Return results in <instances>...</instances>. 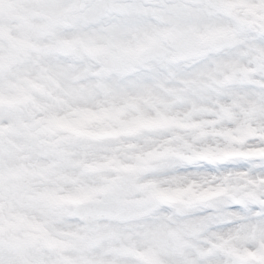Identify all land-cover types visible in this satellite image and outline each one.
I'll return each mask as SVG.
<instances>
[{"label": "rangeland", "instance_id": "374dc122", "mask_svg": "<svg viewBox=\"0 0 264 264\" xmlns=\"http://www.w3.org/2000/svg\"><path fill=\"white\" fill-rule=\"evenodd\" d=\"M132 2L0 0V264H264L257 224L209 232L240 218H190L264 208V178L172 171L264 160V0H204L205 17L196 0ZM112 199L119 220L75 215Z\"/></svg>", "mask_w": 264, "mask_h": 264}, {"label": "snow or ice", "instance_id": "6c2138e0", "mask_svg": "<svg viewBox=\"0 0 264 264\" xmlns=\"http://www.w3.org/2000/svg\"><path fill=\"white\" fill-rule=\"evenodd\" d=\"M128 8H143L145 5L141 2V0H133L131 4L125 5ZM160 7L164 8H172L177 11L182 10L185 6L180 3V0H174L173 3L163 4ZM134 20L135 17H132ZM258 45L264 47V38L259 39L257 41ZM227 58V54L222 57H215L210 59H221ZM226 98V97H224ZM172 171L180 174H188L192 176H200V175H222L228 172H238V171H246L249 176L252 178L261 177L264 178V160H237L230 161L226 164L221 165H209L206 163H196L191 165H175L172 168ZM222 214L227 217L229 214H233L236 217H239V220H233L232 223H218L214 224L209 228V232H223L229 229L235 228L241 224H257L259 227L264 229V208H260L257 205H240V204H225L218 205L215 208L206 207L197 210L192 213L190 218H204V217H214L217 214ZM259 213V215H257ZM208 233H205L207 236ZM197 264H218L217 258H209L207 261L200 262Z\"/></svg>", "mask_w": 264, "mask_h": 264}, {"label": "bare ground", "instance_id": "6f19581e", "mask_svg": "<svg viewBox=\"0 0 264 264\" xmlns=\"http://www.w3.org/2000/svg\"><path fill=\"white\" fill-rule=\"evenodd\" d=\"M197 1V5H198V7H201V8H197V11H201V12H198V13H200L201 15H202V17H205L204 16V13L205 12H207V9H206V7H203V5H202V3H203V1L204 0H196ZM203 7V8H202ZM8 13H9V16L11 17V18H13V19H15L16 18V16H15V12L13 11V9H9V11H8ZM141 19H142V22H144L145 23V18H143V17H141ZM13 22H14V20H13ZM13 22H10V21H7V23H9L11 26L13 25ZM146 29V28H148L149 30H148V32H157V26L156 25H153V24H145V25H141V29ZM184 29V28H183ZM185 30V32L186 31H188V28H186V29H184ZM180 35H182V34H180ZM28 59H31V61H33V59H36V58H34L32 55L28 58ZM44 60H43V62H46L45 64L48 66V67H56V68H58V63H56L55 61H53L52 59H47L46 57H44L43 58ZM219 66H221V67H224V68H231V70H232V68H233V65L232 64H230V63H227V62H222V63H220V65ZM60 67V66H59ZM201 66H199V67H197V68H200ZM216 68L215 67H213L212 68V70H211V72H213L214 70H215ZM201 70V72L203 73V74H205V73H209L210 72V70H209V68L208 67H206V68H202V69H200ZM219 71H218V69L216 70V71H214L212 74H216V73H218ZM224 96V94H218V95H215V96H213V97H211V96H206L205 98H202V103H201V105H199L198 107H194L195 109H197V110H195V113H191V114H194L195 116H199V114H200V112H202V111H206V110H201L200 108H207L208 106H212V104H213V102L216 100V98L217 97H219V96ZM207 110H209V109H207ZM200 115H203V116H207V113H204V114H200ZM142 143H143V141H141ZM108 143H105V145H107ZM146 145H148V143H143V144H137L136 143V141L134 142V145H133V150H139L140 148H142V147H144V146H146ZM133 153V152H132ZM54 164L53 163H50V164H48V165H43L42 167H46V166H53ZM67 172L69 173V171L67 170ZM72 173H75V172H72ZM41 175H45V174H43V172H41L40 173ZM75 177H78V176H75ZM56 182H58V181H56ZM118 201V200H117ZM8 241H6V243H7ZM15 242V241H14ZM9 243V242H8ZM177 250H179V247H177ZM20 257H18V259H19ZM178 261H180V260H178ZM181 263H183V264H186V262L184 261L183 262V260H181Z\"/></svg>", "mask_w": 264, "mask_h": 264}, {"label": "water", "instance_id": "95a60500", "mask_svg": "<svg viewBox=\"0 0 264 264\" xmlns=\"http://www.w3.org/2000/svg\"><path fill=\"white\" fill-rule=\"evenodd\" d=\"M76 216L83 222L94 223L99 221L118 220L123 215V207L117 200L106 202L82 201L75 207ZM3 245L0 243V248Z\"/></svg>", "mask_w": 264, "mask_h": 264}]
</instances>
